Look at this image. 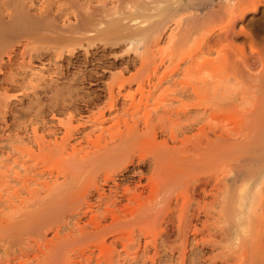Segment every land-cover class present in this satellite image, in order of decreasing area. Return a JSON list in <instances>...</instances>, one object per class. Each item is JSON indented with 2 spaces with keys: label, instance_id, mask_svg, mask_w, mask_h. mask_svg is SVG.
Segmentation results:
<instances>
[{
  "label": "rangeland",
  "instance_id": "1",
  "mask_svg": "<svg viewBox=\"0 0 264 264\" xmlns=\"http://www.w3.org/2000/svg\"><path fill=\"white\" fill-rule=\"evenodd\" d=\"M28 10L0 55V264H264V0Z\"/></svg>",
  "mask_w": 264,
  "mask_h": 264
},
{
  "label": "bare ground",
  "instance_id": "2",
  "mask_svg": "<svg viewBox=\"0 0 264 264\" xmlns=\"http://www.w3.org/2000/svg\"><path fill=\"white\" fill-rule=\"evenodd\" d=\"M253 9L254 12L257 11L256 7ZM37 17H41V14H29L28 0H0V55L10 45L12 38L16 34L41 29V27L37 24ZM216 39V41H218L220 37H217ZM73 152L76 153L74 148ZM263 181L264 180H262L261 183H263ZM256 188L261 189L259 186ZM238 195L239 198L235 216L237 220L240 221L247 214V211H249V208L251 207L249 202L252 200L254 193H248L245 185L243 184L238 190ZM245 195H249L247 200ZM245 208L247 211L244 212ZM261 210L263 211V208H261Z\"/></svg>",
  "mask_w": 264,
  "mask_h": 264
}]
</instances>
